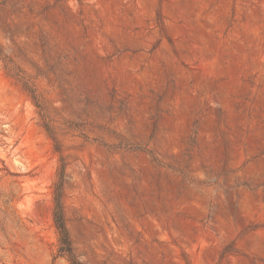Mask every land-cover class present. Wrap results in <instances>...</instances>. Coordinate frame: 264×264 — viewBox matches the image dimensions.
<instances>
[{
    "label": "rangeland",
    "instance_id": "rangeland-1",
    "mask_svg": "<svg viewBox=\"0 0 264 264\" xmlns=\"http://www.w3.org/2000/svg\"><path fill=\"white\" fill-rule=\"evenodd\" d=\"M0 50V264H71L62 164L83 264H264V0H0Z\"/></svg>",
    "mask_w": 264,
    "mask_h": 264
},
{
    "label": "trees",
    "instance_id": "trees-1",
    "mask_svg": "<svg viewBox=\"0 0 264 264\" xmlns=\"http://www.w3.org/2000/svg\"><path fill=\"white\" fill-rule=\"evenodd\" d=\"M0 60L4 62L5 68L8 70L10 74H13L16 69L11 65L10 60L5 57L0 50ZM17 78L19 82H21L24 86V88L29 91L31 94H33V98L36 100V97L34 95V90L32 89L30 82L23 77L20 72L16 71L15 74H13ZM56 152L60 153L59 146L56 147ZM61 162H63V159H61ZM64 178H65V168L64 164L61 165V168L59 170L58 174V180L55 183V191H54V203H55V211H54V221L57 228V231L59 233V255L62 257H66L71 264H83L77 256L74 254L73 247L71 244L69 232L66 226L65 222V216H64Z\"/></svg>",
    "mask_w": 264,
    "mask_h": 264
}]
</instances>
